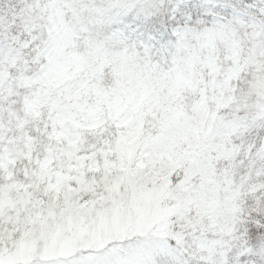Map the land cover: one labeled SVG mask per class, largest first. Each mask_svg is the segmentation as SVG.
Masks as SVG:
<instances>
[{
    "label": "snow or ice",
    "instance_id": "snow-or-ice-1",
    "mask_svg": "<svg viewBox=\"0 0 264 264\" xmlns=\"http://www.w3.org/2000/svg\"><path fill=\"white\" fill-rule=\"evenodd\" d=\"M0 264H264V0H0Z\"/></svg>",
    "mask_w": 264,
    "mask_h": 264
}]
</instances>
